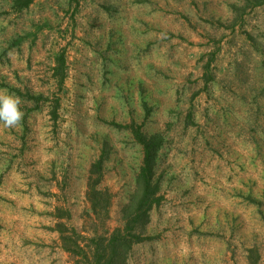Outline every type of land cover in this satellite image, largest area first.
Listing matches in <instances>:
<instances>
[{
  "label": "rangeland",
  "instance_id": "obj_1",
  "mask_svg": "<svg viewBox=\"0 0 264 264\" xmlns=\"http://www.w3.org/2000/svg\"><path fill=\"white\" fill-rule=\"evenodd\" d=\"M242 7L34 0L17 12L0 0V90L24 112L0 123V264H75L54 229L104 228L86 198L102 154L105 228L120 225L142 161L131 125L163 138V199L146 229L155 240L129 264H264V4L236 19Z\"/></svg>",
  "mask_w": 264,
  "mask_h": 264
},
{
  "label": "trees",
  "instance_id": "obj_2",
  "mask_svg": "<svg viewBox=\"0 0 264 264\" xmlns=\"http://www.w3.org/2000/svg\"><path fill=\"white\" fill-rule=\"evenodd\" d=\"M1 1L10 2L11 9L20 12L27 9L34 0ZM239 1L243 7L235 16L236 19L241 18V13L247 8L264 4V0ZM234 10L239 11L236 8ZM53 78L59 87L64 83L66 61L63 53L56 58ZM32 100L39 102L42 97H34ZM51 116L55 119L54 109ZM126 128H129L134 141L142 148V161L135 176L134 191L120 209V225L113 230L105 228L113 196L109 190L101 188L102 166L105 160L102 154L89 170L86 198L90 204L92 220L101 223L102 227L104 226L103 231L94 230L86 237L63 223H57L55 226L54 231L59 235L61 249L74 259L75 264H129V257L136 245L155 240L146 235V229L150 224L152 210L160 206L163 199L160 195L161 184L156 178L158 152L162 147L163 138L157 133L149 135L137 125ZM59 212L57 209V214ZM56 217L60 218V215Z\"/></svg>",
  "mask_w": 264,
  "mask_h": 264
},
{
  "label": "clouds",
  "instance_id": "obj_3",
  "mask_svg": "<svg viewBox=\"0 0 264 264\" xmlns=\"http://www.w3.org/2000/svg\"><path fill=\"white\" fill-rule=\"evenodd\" d=\"M21 98L7 90H0V123L5 127L18 126L24 118Z\"/></svg>",
  "mask_w": 264,
  "mask_h": 264
}]
</instances>
